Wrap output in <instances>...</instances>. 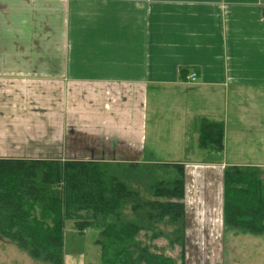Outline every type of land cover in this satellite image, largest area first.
<instances>
[{
    "label": "crops",
    "instance_id": "0c3cea01",
    "mask_svg": "<svg viewBox=\"0 0 264 264\" xmlns=\"http://www.w3.org/2000/svg\"><path fill=\"white\" fill-rule=\"evenodd\" d=\"M164 105L177 144L225 124L220 162H186L188 222L192 168L264 158V0H0V159L185 163L147 160Z\"/></svg>",
    "mask_w": 264,
    "mask_h": 264
},
{
    "label": "trees",
    "instance_id": "16d2710c",
    "mask_svg": "<svg viewBox=\"0 0 264 264\" xmlns=\"http://www.w3.org/2000/svg\"><path fill=\"white\" fill-rule=\"evenodd\" d=\"M224 137V122L200 121L201 149ZM185 199L184 163L0 159V237L48 264H64L67 222L99 230L101 264H186ZM223 228L264 234L260 168H225Z\"/></svg>",
    "mask_w": 264,
    "mask_h": 264
},
{
    "label": "rangeland",
    "instance_id": "374dc122",
    "mask_svg": "<svg viewBox=\"0 0 264 264\" xmlns=\"http://www.w3.org/2000/svg\"><path fill=\"white\" fill-rule=\"evenodd\" d=\"M167 108L168 106L164 105V107L158 111L159 120L155 119V126L150 128V130L158 128V132L160 133L164 131V136L165 138L167 137V140L163 139V141L157 142L156 146H152L154 131L149 130L148 140H150V142L148 141L149 143L147 146L151 149L153 148V150H151L153 151V155L149 154L147 160L153 156L155 161L161 162L185 161V167L186 162L200 165L220 162L222 153L225 149V137L224 149L222 152L214 149H201L198 143L199 137L197 138L195 135H191L192 137L189 135V138L187 136L186 139L183 135V141L177 144L175 140L171 141L170 139L176 137L175 130L177 128L180 129L182 125V123L179 122V118L181 116L182 119L183 116H185V111L181 112L178 105H174V107L170 109ZM190 128L191 127H189V130ZM249 145L251 147L257 146L256 143H250ZM211 150L214 152H211ZM227 160L231 164L240 165H247L248 162L255 165L264 162V158L256 156L250 159L242 158L238 161L237 158L229 157ZM257 168L264 171V168ZM192 173L193 174L188 175L189 184L191 185L194 183L195 186L199 188V191L196 197L193 198V204H190L192 198L190 197L191 190L189 187L188 206L191 209L188 215L189 226L187 228L186 264H264V234L254 236L251 234L226 233L224 231L223 205L220 206V203L217 204V199L222 189L221 185L223 184L222 177L224 176V171L223 176H221L222 174L219 172L211 173L206 169H197L195 173L194 168H192ZM194 177H196V183ZM98 234V229H91L86 235L82 236L75 230L73 222H67L64 264H101V249L99 246L95 245ZM158 244L162 245L163 242L160 241ZM176 254L177 253L173 255ZM0 264L48 263L32 259L15 244L0 237Z\"/></svg>",
    "mask_w": 264,
    "mask_h": 264
},
{
    "label": "built area",
    "instance_id": "2783aa9c",
    "mask_svg": "<svg viewBox=\"0 0 264 264\" xmlns=\"http://www.w3.org/2000/svg\"><path fill=\"white\" fill-rule=\"evenodd\" d=\"M187 81H188L189 83H194V82H196V76H195L194 74L189 75V76L187 77Z\"/></svg>",
    "mask_w": 264,
    "mask_h": 264
}]
</instances>
